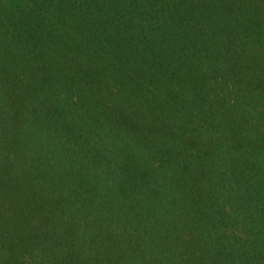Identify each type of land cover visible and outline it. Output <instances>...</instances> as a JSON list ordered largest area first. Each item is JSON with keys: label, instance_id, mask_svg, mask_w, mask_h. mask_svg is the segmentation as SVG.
Wrapping results in <instances>:
<instances>
[{"label": "trees", "instance_id": "obj_1", "mask_svg": "<svg viewBox=\"0 0 264 264\" xmlns=\"http://www.w3.org/2000/svg\"><path fill=\"white\" fill-rule=\"evenodd\" d=\"M0 264H264V0H0Z\"/></svg>", "mask_w": 264, "mask_h": 264}]
</instances>
